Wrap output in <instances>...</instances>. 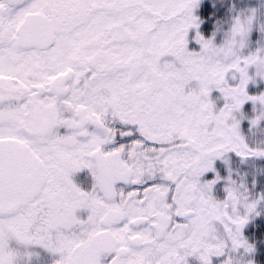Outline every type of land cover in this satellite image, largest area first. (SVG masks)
I'll return each mask as SVG.
<instances>
[{
    "label": "snow or ice",
    "instance_id": "obj_1",
    "mask_svg": "<svg viewBox=\"0 0 264 264\" xmlns=\"http://www.w3.org/2000/svg\"><path fill=\"white\" fill-rule=\"evenodd\" d=\"M0 264H264V0H0Z\"/></svg>",
    "mask_w": 264,
    "mask_h": 264
}]
</instances>
